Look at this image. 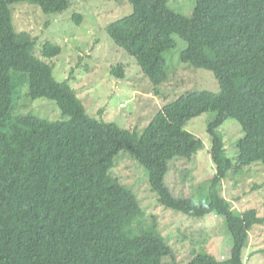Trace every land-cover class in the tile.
I'll use <instances>...</instances> for the list:
<instances>
[{
    "label": "trees",
    "instance_id": "16d2710c",
    "mask_svg": "<svg viewBox=\"0 0 264 264\" xmlns=\"http://www.w3.org/2000/svg\"><path fill=\"white\" fill-rule=\"evenodd\" d=\"M128 1L132 14L107 32L154 86L169 80L163 55L177 47L178 36L187 45L181 61L212 72L220 90L179 96L141 133L93 118L69 83L58 82L37 57L36 39L14 23L15 4L54 14L71 1L0 0V264H182L137 195L112 174L122 151L148 171L165 208L194 219L224 218L233 240L227 258L207 250L204 233L188 238L187 264H245L251 231L264 218L255 208L235 210L222 191L229 172L264 167V0H195L190 17L172 0ZM41 53L52 59L62 47L46 42ZM112 74L124 78L123 65ZM27 98L55 101L61 120L21 114ZM249 101L258 125L231 159L220 128ZM206 113L216 114L207 127L216 172L186 193L182 169L197 160L201 145L183 127Z\"/></svg>",
    "mask_w": 264,
    "mask_h": 264
},
{
    "label": "rangeland",
    "instance_id": "374dc122",
    "mask_svg": "<svg viewBox=\"0 0 264 264\" xmlns=\"http://www.w3.org/2000/svg\"><path fill=\"white\" fill-rule=\"evenodd\" d=\"M70 1L68 10L54 14H46L32 4H15L14 23L19 32H29L36 39L37 57L53 67L58 82L69 83L91 117L141 133L158 112L179 96L193 91L219 92L218 81L212 72L181 61L180 56L187 45L178 36H174L177 47L163 55L169 80L154 86L143 75L136 60L118 47L107 32L111 23L132 14L133 6L128 0ZM194 5L195 0H172V6L188 17L192 16ZM79 14L82 20L77 22L75 15ZM46 42L61 46L62 53L52 59L43 58L41 47ZM119 64L123 65L124 78L112 74ZM20 102L24 104L21 114L50 121L62 118L57 103L50 99L29 101L27 98ZM255 109L254 101L247 102L243 110L234 112L220 128L231 159L238 156V141L257 128ZM215 116V113L203 114L183 127L201 145L197 160L182 169L180 184L186 179L183 189L186 193L195 191L196 186L211 179L216 172L210 155L212 138L207 132L208 124ZM128 155L124 151L119 153L112 174L137 195L149 221L153 222L151 217L154 218L181 263L187 264L191 247L188 238L204 233L208 237L207 250L221 261L227 258L233 240L224 218L210 214L203 219H194L165 208L150 185L148 171ZM222 194L232 202L235 210L243 212L255 208L259 217L264 218L263 164L258 162L241 172H229L223 181ZM243 259L245 264H264V223L251 231Z\"/></svg>",
    "mask_w": 264,
    "mask_h": 264
}]
</instances>
